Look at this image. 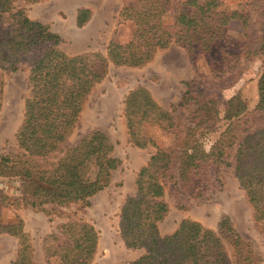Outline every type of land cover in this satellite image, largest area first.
<instances>
[{
  "label": "trees",
  "instance_id": "16d2710c",
  "mask_svg": "<svg viewBox=\"0 0 264 264\" xmlns=\"http://www.w3.org/2000/svg\"><path fill=\"white\" fill-rule=\"evenodd\" d=\"M14 1L0 0V21L8 25L0 35V69L13 72L20 63L29 61L28 94L15 133L18 149L0 153V177L15 179L21 186L16 196L0 189V202L15 210L31 207L46 215H60L63 208L71 206L78 210L88 207L91 197L111 184L112 172L121 164L113 156L112 141L101 130L86 133L64 152L61 149L75 128L85 98L105 79L110 65L144 67L171 43L188 54L209 53L220 43L229 21L238 19L246 32L248 27L244 11L220 9L219 0H187L171 29L164 18L169 0H134L119 12V23L132 26L127 41L111 39L105 53L70 55L60 49L61 37L48 24L27 15L28 4L43 0H21L18 7ZM90 12L87 7L77 10V27L86 24ZM258 54H264V22L240 53L226 51L224 55L229 58L221 56L217 61L220 67L214 71L226 72L224 65L233 57ZM258 92V102L251 111L237 97L226 102L224 128L204 149L200 145L202 134L197 130L222 118L215 94L195 91L192 82H187L177 104L186 115L184 134L170 145L159 147L143 133V127L153 124L176 135L179 125L172 111L163 108L142 86L128 91L124 98L128 142L140 149H155L136 172L135 193L127 197L119 213L124 245L144 250L129 264H262L254 243L239 233L229 216L222 217L216 228L183 218L169 234L161 235L158 229L169 211L164 200L167 185L195 201L206 200L216 183V168L234 150L233 173L264 240V70L258 78ZM0 233L17 241L12 264H38L19 215L12 223L0 221ZM98 240L92 223L83 218L68 219L43 238L45 264H52L55 257L58 264H92Z\"/></svg>",
  "mask_w": 264,
  "mask_h": 264
},
{
  "label": "rangeland",
  "instance_id": "374dc122",
  "mask_svg": "<svg viewBox=\"0 0 264 264\" xmlns=\"http://www.w3.org/2000/svg\"><path fill=\"white\" fill-rule=\"evenodd\" d=\"M95 9V19L87 29H79L68 17V23L53 18L50 28L61 35L59 47L67 54L84 51L105 53L111 39L127 41L132 34L129 23H119V12L125 4L134 0H89ZM187 0H169L165 21L174 28L175 16L185 9ZM201 1V0H200ZM220 9L241 10L247 13V32L238 19L229 21L224 28V35L211 52L188 54L175 43L163 51L157 52L151 62L141 68L110 65L105 79L96 85L85 98L75 128L68 140L61 145L62 152L75 145L80 137L93 130L106 133L114 144V155L120 160V166L114 171L112 183L102 192L91 198L90 206L83 210L75 206L63 208V213L46 215L36 212L31 207L15 210L8 203L0 202V221L12 223L16 215L24 221L25 231L31 238L33 259L38 264H45L42 243L45 235L56 229L68 219L83 218L94 225L99 240L97 252L92 264H129L142 254V250L125 247L118 233L120 207L126 198L135 191L134 177L139 167L154 152L152 146L137 149L128 142L124 118V98L129 90L136 86L148 89L155 100L172 111L179 125L176 135L167 133L157 125L147 124L143 133L154 139L157 146L166 147L183 136L187 127L186 115L177 108V104L186 90V83L192 82L195 91L215 94L219 100L221 119L201 128V148L208 149L218 138L226 122V102L233 97L245 106L247 111L255 108L258 98V78L264 70V54L254 57H233L226 61V72L217 73L218 60L226 51L235 54L250 43L264 22V0H219ZM82 1L81 3H83ZM22 5L15 0L14 6ZM6 16V15H3ZM55 19V20H54ZM3 21V22H2ZM7 23L1 19L0 35L5 33ZM218 61V62H217ZM29 61L19 64V69L5 72L0 69V153L16 152L18 149L15 133L21 123L24 99L28 94ZM58 154V157L62 155ZM234 150H231L215 171L216 183L211 188L208 198L198 202L187 196L177 194L171 184L166 187L164 200L169 211L159 226L161 235L173 232L183 218L199 221L204 227L216 228L219 220L229 216L236 229L249 238L262 258L264 264V240L257 225L253 222L252 210L233 173ZM21 183L15 179L0 177V189L9 196H16ZM17 241L14 237L0 233V264H12L16 256ZM52 264L58 259L52 258Z\"/></svg>",
  "mask_w": 264,
  "mask_h": 264
},
{
  "label": "crops",
  "instance_id": "0c3cea01",
  "mask_svg": "<svg viewBox=\"0 0 264 264\" xmlns=\"http://www.w3.org/2000/svg\"><path fill=\"white\" fill-rule=\"evenodd\" d=\"M82 1H84V2L81 3ZM81 7H87V8L90 9L91 12H90V17H89L88 21L86 22V24L84 26H82V27H77V25H76V15H77V10L79 8H81ZM26 9H27L26 11H27L28 17L30 19H32V20L39 21L41 23H45V24L49 25V24H51V20H53V18L58 19L61 22L68 23L67 22L68 21V17H70V22H72L79 29H87L89 26H91V24L93 23V21H94V19L96 17L95 9H94L91 1H89V0H43V1H40V2H37V3L28 4ZM49 28H50V26H49ZM50 30L55 32V33H57L61 37V35L58 32L52 30L51 28H50ZM84 52H87V51H84ZM81 53H83V52H81ZM76 54H79V53H76ZM71 55H75V54H71ZM113 146H114V144H113ZM135 148H137V147H135ZM137 149H140V148H137ZM114 151H115V148L113 150V156H115L114 155ZM148 158L146 159V161L148 160ZM146 161L142 165H144L146 163ZM114 171L112 172V181H113ZM112 181H111V183H112ZM134 184H135V177H134ZM103 190L99 191L98 193L102 192ZM135 190H136V187H135ZM134 193H135V191H134ZM134 193L132 195H134ZM97 194H95V195H97ZM132 195H130V196H132ZM125 201L123 202V204L125 203ZM90 203H91V199H90ZM120 209H121V207H120ZM119 213H120V211H119ZM165 217H164V219H165ZM117 228H118V233H119V220H118ZM158 229H159V226H158ZM175 229H173V231ZM119 236H120V234H119ZM133 250H142V249H133ZM143 253H144V250H142V254ZM135 259H133V260H135Z\"/></svg>",
  "mask_w": 264,
  "mask_h": 264
}]
</instances>
